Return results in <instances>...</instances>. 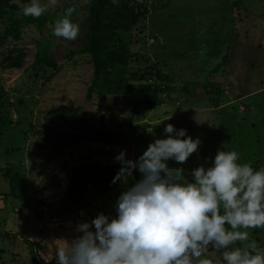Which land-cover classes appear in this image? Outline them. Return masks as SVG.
<instances>
[{"label": "rangeland", "instance_id": "rangeland-1", "mask_svg": "<svg viewBox=\"0 0 264 264\" xmlns=\"http://www.w3.org/2000/svg\"><path fill=\"white\" fill-rule=\"evenodd\" d=\"M138 1L147 4L150 13L132 31L131 70H144L148 63L143 62L141 56L145 55L151 57L150 64L158 61L156 68L175 78L174 87L162 93L161 102L147 112L142 107H139L140 113L134 111L135 94L109 95L105 101L88 102L86 89L93 76L90 56H77L76 62L60 61L62 68L54 75L51 68L34 69L37 43L45 36L54 35L52 24L45 34L32 26L26 28L23 39L17 44L28 53L22 67L3 68L0 64V95H11L10 101H16V96L21 94H34L41 97L44 110L64 103L79 105L87 118L101 120L103 116L102 120L116 132L131 131L137 138L144 124L147 129L135 143L119 146L85 143L55 155L39 148V140L32 133L25 140L21 126L14 132L0 134V264H32L31 251L35 248L33 240L36 241L29 237V231L33 227L41 232L34 213L45 220H59L47 214L48 205L38 206V203L44 200L51 206L65 196L70 174L83 157L90 154L92 161L110 164L115 161V153L126 151L128 159L136 160L155 139L167 138L164 132L167 124H173L177 130L186 129L184 138L191 136L201 140L199 151L193 153L187 163L168 161L169 167H183L190 180L191 171L201 165L211 166L222 147L237 151L241 163H251L257 170L264 167V57L252 44L239 67L234 56L235 41L232 43L236 32L241 31V21L245 29L264 23V0ZM3 29L0 23V31ZM255 33L258 37L262 31ZM151 37L156 38L154 43H150ZM12 44L14 42L0 45V63L4 50ZM240 78L245 85L235 86ZM7 109L12 112V123L16 122L18 116L14 107L7 106ZM45 112L33 114V123L44 125ZM142 115H147L145 123L133 120ZM132 146L138 148L137 154L128 151ZM3 171L8 172L9 179L2 175ZM141 177L136 169L127 184L120 181L106 193H91L79 214L97 210L98 204L105 212L116 210L119 195ZM61 178L63 180L59 181ZM114 216L116 211L109 217ZM249 231L250 238L264 248V228ZM64 234L63 231L58 233L59 242ZM46 245H50L49 242ZM39 249L43 252L45 247ZM209 253L217 261L221 260L222 252L210 249Z\"/></svg>", "mask_w": 264, "mask_h": 264}, {"label": "clouds", "instance_id": "clouds-1", "mask_svg": "<svg viewBox=\"0 0 264 264\" xmlns=\"http://www.w3.org/2000/svg\"><path fill=\"white\" fill-rule=\"evenodd\" d=\"M26 17L39 18L57 0H14ZM115 3L116 0H113ZM75 7L55 21L53 34L75 40L79 25L70 17ZM167 138L150 143L138 159L121 151V168L113 183H128L138 169L141 179L116 201L117 215L99 213L77 225L81 233L65 247H57V264H264V248L250 231L264 228V167L241 163L240 154L218 149L211 166L201 165L185 176L183 167L199 151L201 140L186 136L173 124ZM210 249L222 252L220 261Z\"/></svg>", "mask_w": 264, "mask_h": 264}, {"label": "trees", "instance_id": "trees-1", "mask_svg": "<svg viewBox=\"0 0 264 264\" xmlns=\"http://www.w3.org/2000/svg\"><path fill=\"white\" fill-rule=\"evenodd\" d=\"M20 2L28 3L30 0H20ZM72 6L76 10L70 19L79 25L78 37L75 40H66L55 35L45 36L37 43L34 69L38 66L51 68L54 70L51 75H54L62 68L60 61L76 62L77 56H90L93 76L86 89L88 102L96 101L94 99L105 101L109 95L135 94V112L140 113L139 107L144 108L145 112L153 109L161 102L159 101L162 99L161 94L174 87L175 78L156 68L158 61L150 64L151 57L141 56L140 53L135 55L141 56L143 62L148 64L145 65L144 70H131L130 64L134 60V52L130 46L133 42L132 31L150 13L148 5L138 0H116L115 3L113 0H57L56 6L39 18L24 16L14 0H0V23L4 26V29L0 31V45L14 42L10 48L4 50L1 66L3 68L22 67L28 53L25 47L17 44L23 39L26 28L32 26L40 34H45L46 28L51 24L54 25L57 19L66 14V9ZM243 22L239 23L241 31H237V35L232 39V43L235 41V61L241 63L245 53L248 55V48L252 44L258 48V54L264 57V23L246 27L249 29L247 32ZM257 30L262 31L258 37V33H255ZM150 39L153 41L150 42ZM150 39V43L156 41V38ZM163 62L165 65V61ZM249 67L251 68V65ZM166 96L168 97V94ZM10 99L11 95L7 93L0 95V108H4L0 109V134L14 132L16 127L21 126L24 128L21 134L25 140L27 135L32 133V136L39 140L38 147L53 155L62 154L71 147H78L85 143H106L114 146L127 142L135 143L147 130L144 124L143 132L140 131L141 135L137 134L136 138L134 132L112 130L102 120L103 116L101 120L87 118L79 105L64 103L44 110L41 108V97L34 94H21L16 96V101H10ZM7 106L14 107L17 113L18 120L14 123H12V112L7 109ZM44 111L47 115L44 125H39L35 121L33 123V114L39 115ZM145 117L147 115L132 119L145 123L143 121ZM127 149L137 154L136 146ZM117 155L114 154V159ZM92 160V156L88 154L73 168L65 196L57 204L50 206L49 203L40 200L38 206L48 205L47 214L51 217L66 218V221L75 220L80 216L78 211L84 208L85 201L88 200L87 196L91 193H106L114 189L120 182L113 183V179L121 168V163L116 159L110 164ZM0 170H2L1 166ZM2 175L9 179L8 172L3 171ZM62 180L61 178L59 181ZM96 208L97 212L90 211L84 217L95 218L101 212L112 216L116 211L99 210L102 208L100 204ZM33 244L35 248L31 251L32 264H54L53 261L42 260L38 253L40 244L34 241Z\"/></svg>", "mask_w": 264, "mask_h": 264}, {"label": "crops", "instance_id": "crops-1", "mask_svg": "<svg viewBox=\"0 0 264 264\" xmlns=\"http://www.w3.org/2000/svg\"><path fill=\"white\" fill-rule=\"evenodd\" d=\"M237 63V66L241 67L242 63L235 61ZM225 80V79H224ZM246 82L243 84L241 83V78L240 82L235 84V86H244ZM210 109V107L208 108ZM104 210V208H101L99 210ZM45 210H43L44 212ZM92 212H97V210L92 211ZM46 213V211H45ZM79 213V212H78ZM87 214V213H86ZM85 214V215H86ZM85 215H81L76 217L75 220H69L66 221V218H58L59 220L54 221V220H45L41 215H37L34 213L35 219L39 221L37 229L40 230L41 232H37L33 227L29 231L30 233V238H34L36 242H40L42 245L39 246L45 247L44 251L41 252L40 250V256L42 260H45L46 262H51L53 261L54 264H57V258H56V252H57V247H65L67 245V242H71L76 236L80 235L81 233H78L76 231L77 225L83 222H90L94 218L91 216L84 217ZM47 222H45V221ZM46 223V225H45ZM48 226V230L45 231L44 228ZM60 231L65 232L64 235L60 237L62 242L58 241V233ZM58 237V238H57ZM34 241V240H33ZM46 242H49L50 245H46Z\"/></svg>", "mask_w": 264, "mask_h": 264}]
</instances>
